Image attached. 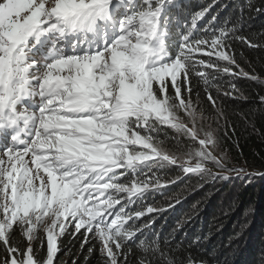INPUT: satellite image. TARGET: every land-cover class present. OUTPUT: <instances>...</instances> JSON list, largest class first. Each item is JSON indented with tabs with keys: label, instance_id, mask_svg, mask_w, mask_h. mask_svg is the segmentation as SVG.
<instances>
[{
	"label": "snow or ice",
	"instance_id": "1",
	"mask_svg": "<svg viewBox=\"0 0 264 264\" xmlns=\"http://www.w3.org/2000/svg\"><path fill=\"white\" fill-rule=\"evenodd\" d=\"M187 7L0 0V264H68L77 242L71 264L86 247L85 264H203L166 258L155 221L179 183L244 174L218 150L235 134L229 105L248 99L237 81L264 85L236 46L264 45L243 16L218 23L220 0ZM248 8L264 15V0Z\"/></svg>",
	"mask_w": 264,
	"mask_h": 264
},
{
	"label": "trees",
	"instance_id": "2",
	"mask_svg": "<svg viewBox=\"0 0 264 264\" xmlns=\"http://www.w3.org/2000/svg\"><path fill=\"white\" fill-rule=\"evenodd\" d=\"M222 1L224 3L218 10V23L223 24L243 16L242 34L264 45V15L252 13L248 8L250 3L259 6L260 0ZM210 2L211 0H186L188 7L185 15L190 16L201 9L198 10L200 5L205 7ZM236 55L246 70L264 80V47L252 49L237 45ZM237 85L248 99L229 105V111L235 113L230 121L235 126V134L222 139L220 145L227 153L229 167L242 168L244 174L237 177L236 173H232L237 184L233 189L230 183H225L228 186L224 192L229 201L221 200L211 188L188 190L189 185L197 183L196 179L193 183L191 180L179 183L172 189V192L184 193L182 202L174 208H180L188 215L181 223L169 224L168 222L175 218V210L172 208L160 223L155 221L153 231L159 236L166 258L170 255L179 261L181 257L190 254L191 258L202 261L203 264H243L251 260L264 264V175L257 174L264 173V106H260L256 99L257 94H264V85L250 80H239ZM240 113H248L249 119L244 120ZM253 123L255 129L251 126ZM222 214H225L227 221L224 219L218 222V217ZM245 216V220L250 218V225L243 232L242 228L248 224L243 220ZM178 224L183 225L179 230ZM164 241L170 243L165 245ZM258 246L260 251H256ZM70 247L73 256L60 253V259L67 260L68 264H71L72 258L78 252L79 243ZM85 255L87 247L76 257L80 264H85ZM98 255V252L94 253L88 264H99ZM148 258L151 259V256ZM134 259L135 257L130 259L129 264H133Z\"/></svg>",
	"mask_w": 264,
	"mask_h": 264
},
{
	"label": "rangeland",
	"instance_id": "3",
	"mask_svg": "<svg viewBox=\"0 0 264 264\" xmlns=\"http://www.w3.org/2000/svg\"><path fill=\"white\" fill-rule=\"evenodd\" d=\"M224 2L222 1V0H220V5H222ZM204 6L203 5H200L199 7H198V10L200 9V8H203ZM219 153H223V154H226L227 155V153L225 152V150H224V148L220 145V148H219ZM227 158H228V156H227ZM169 175H171V174H169ZM195 180V178L194 179H191V183H193V181ZM185 181H188V180H185ZM230 183V186H231V188L233 189V188H235L236 186H237V184H236V180H235V178H230V179H228V180H216V181H214V182H208V183H205L204 184V188H211L213 191H214V193L218 196V197H220V199L221 200H226V201H229V199L225 196L226 195V193L224 192V190H225V188H226V186H228V184H225V183ZM200 189V188H199ZM159 199H161V197H157V200H159ZM220 200V201H221ZM225 205H227V204H225ZM174 210H175V213H174V216H175V218L174 219H172V221H169L168 223L170 224V223H175V222H177V223H181L185 218H186V216L188 215V214H186V213H183V210H181L180 208H173ZM220 209H221V207H220ZM166 213H167V211L165 212V213H163V214H161L160 216H158L157 218H156V220H158V222L157 223H160L163 219H164V217L166 216ZM247 216H249V215H247ZM247 216H245L244 218H243V220H244V222H247L248 224L246 225V226H244L243 228H242V231L244 232L245 230H247L248 228H249V225H250V223H249V221H250V218H251V216H249L250 218H248V220H245V218L247 217ZM224 219H225V221H227V219H226V217H225V214H222V215H220L219 217H218V222L219 221H224ZM252 219V218H251ZM242 220V221H243ZM261 228H263V227H261ZM253 234H255V233H253ZM263 234H264V232H263ZM256 235V234H255ZM264 239V236H263V238H262V240ZM261 240V241H262ZM263 245H264V243H262ZM261 249L259 248V246L256 248V251H260ZM262 253H264V249L262 250ZM252 261V260H251ZM249 261V262H247V263H245V262H243V264H257V263H254V261ZM239 264H241V263H239Z\"/></svg>",
	"mask_w": 264,
	"mask_h": 264
}]
</instances>
